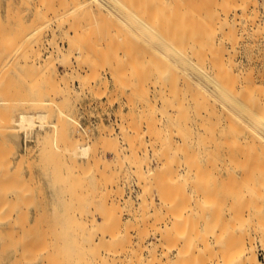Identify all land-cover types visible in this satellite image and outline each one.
<instances>
[{
  "label": "rangeland",
  "instance_id": "374dc122",
  "mask_svg": "<svg viewBox=\"0 0 264 264\" xmlns=\"http://www.w3.org/2000/svg\"><path fill=\"white\" fill-rule=\"evenodd\" d=\"M98 1L97 0H0V29L3 30V32L0 31L1 34L3 35L2 36L0 34V39L2 38L0 40V47H1L0 57H4V60L2 58L3 63L0 58V64H1L0 77L2 75L1 73H3L2 70H6L10 63L9 71L6 70L4 72L5 74L2 75L3 80L2 78L0 79L2 81V82L0 81V87H2L0 89L1 92L0 99L6 98V96L7 98L11 97L12 102L10 101L9 104L13 103L12 104L13 107H9V106L5 107L1 105L0 108H2L3 111H1L0 109V112L7 113L6 110L11 111L12 109L9 117L12 116L11 118L14 119H17L21 112L38 113L41 111H46V112L48 111L49 114L51 113L50 114L51 117L50 116H48L49 118L47 117L48 119V121L46 120L47 123L46 121L44 122V128L46 126L45 129H41L39 127L40 121L37 120V126L34 129H32L34 130L32 131L34 133H30L31 130L26 131V129H20L19 125L17 126L15 123H12L14 127L13 129L14 131L12 133H14V135L16 136H19L21 139L19 141L20 142L19 146H21L20 150L22 151L19 158V161L22 160V162L20 163L21 165L20 181L25 183L22 184L19 181L20 185L22 184L21 186L19 185L20 187L19 191L20 193H22L20 199V202L22 203V205L20 203L22 212L20 211V215L21 216L23 215L22 218L20 216L19 221L23 229H25V231L32 230L33 232L36 233V237H37L36 240L38 241L36 243L37 244L39 243L38 246H41L40 247L41 251L40 252L38 251V253H41L39 255H42L39 256V259L36 264H44V263L58 264L53 262L49 263L48 260L43 261L46 260L45 254L48 253L47 249H50V246L54 247V244L55 246L59 245L60 250L61 251L65 250V253L66 252L71 253L73 249L74 251L76 250L75 248H79V250L86 252V250L81 249V247H84L85 245L87 247V245H89L91 241L96 240L98 236L101 235L100 232L106 235H109L110 232L114 234L116 233L117 236L121 237L122 239L120 243L121 245L119 246L123 251L129 249L138 251L140 249L139 250L140 254L144 255L143 258L146 259L149 256V260L153 259L152 256L155 255L156 260L152 262L155 264L158 263L172 264V263H176L175 260H177V263H181V264L202 263L203 261L204 263L205 262L222 263L223 262L221 260L222 250L221 251L218 250L219 248L222 249L228 247V250L229 249L231 250L235 246L237 247L235 248L234 251L235 253L232 252L234 248L231 250V252L238 255L242 249L241 248L242 244H244V246L242 245V247L245 246L248 248L252 247L260 263L264 264V194H263L264 182H262L264 180V171H263L264 144H259L260 146L263 145V147L261 146L262 148H259V145L257 146L258 141L255 142L256 145L254 144V147L256 146L255 151L257 153L259 152L261 153L263 149V152L261 153L262 155L259 153V155L263 158V160L256 153L254 158L256 160L261 159V161L258 160L257 163L256 160H254L257 164L256 165L254 162V166L255 165L258 166L260 163L261 164L258 167L256 166L254 168L252 167L251 168L252 170L250 169V171L249 169H246L249 168L248 166L249 164L246 165V167L243 166L245 169H243V167L241 168L239 167L237 169L233 168L234 170L225 167L224 165L223 166L221 165L223 158L222 159L220 158L221 156L224 157V153H225V151H223L225 147L222 146L224 144V140H223L224 137L222 140L219 141V145L214 147V149L211 151L212 153L210 152L211 155L209 154L208 156L207 155L200 156L199 151L197 149L198 144L196 145L194 144L196 143L197 140V136L195 133L196 130H195V113H194L195 110L194 107L196 106V105L194 106V103L197 99L196 98L197 94L194 93L197 91L196 82H195L196 63H198L197 60L199 59L201 60V58L202 59L204 58L206 60H204L203 62L208 63L210 62V60L213 59V65L214 63H216L215 65L217 67H219V65L221 64L220 62L227 61V63L224 64L225 69L227 67L228 70L234 72V73L229 72L231 76L228 74L229 75L228 78L231 77L229 81L230 82L232 81L231 83L229 82V85L231 84L234 85V83L236 81L238 82L239 81L238 79H240V83L238 82L239 84H237V82L235 83V85H237L236 89L240 88L241 90L247 92L245 96H248L247 98H249V100L248 99L247 100L250 101V106L253 105L252 106L253 108L254 106H256V110L258 111L257 109L259 108L258 106H260L261 108V105L264 104V92H263L264 91L263 88L264 87V68H263L264 67V0H256V1L243 0V2L242 0H235L237 2L239 1L238 2L239 4L237 2L232 4L235 5L238 4L241 10L238 8L236 9V7L233 6L226 21L224 20V25H221V29L214 28L220 26V25L216 26L217 23L216 21L214 27L212 26L213 24L208 25L210 23L209 20L211 19L210 15L211 17L214 16V15L212 16V13L210 14L211 10L210 12L209 11L207 12L208 13L207 15H209V17L206 16L207 17L206 18L202 16L206 14L205 9H207L206 8L207 3L210 4L208 5V7H210L211 4L213 6L209 9L212 8L214 9L218 6V4L215 5L216 7L214 6V3L215 4L217 3L214 2V0H210L209 1L210 3L209 2L206 3L205 1L202 2V0L201 1L197 0L198 2H202L201 4H198V2L197 3L194 2L195 0L194 1L189 0V2L187 0L186 2L188 3L184 1V4L186 3V5L184 6L182 3H180L177 0L175 1L168 0L171 3H168L167 0H165L167 2L158 0V2L161 1L159 2V7L157 5L158 2L156 3L157 0H145L146 3L144 0H128V1L103 0L105 3L102 0H98ZM113 1H118V2L121 1L120 3L122 5L116 4ZM127 2L128 4H126ZM153 2H154V5L152 4L153 7L147 6V4L150 5ZM174 2L176 3L174 4ZM244 2L246 5L244 4ZM189 3L190 5H192L189 6L190 9L193 7V9H191L193 10V12L187 6V4L189 5ZM124 4L126 6H124ZM194 4H196V6H193ZM202 4H205V6L204 5L202 6ZM180 5L182 6L181 8ZM200 5L202 8L200 7ZM244 5L245 6L249 5V6L244 7ZM183 8L186 9L188 14L186 12L184 13L182 12ZM197 8L199 9V11H196ZM245 8L246 10H244ZM140 9L143 11H141ZM202 9L204 11H202ZM233 9H235L236 12H234ZM137 12H139L140 14ZM194 12H198V14ZM241 12L242 14H240ZM233 14L234 15L237 14L235 15V18ZM201 17L203 19L200 20ZM142 19L145 21L147 25L144 23ZM159 19L162 20L159 21ZM213 19L216 20V16L211 19V23L212 21L214 22ZM141 20L142 22H140ZM203 20L207 21L206 23L208 24L206 25L205 21ZM236 21L238 23H235ZM157 22L161 24L160 29H159L160 24H158ZM176 23H178V25ZM227 23L229 24L235 23L232 24L235 27ZM204 24L205 26L203 29L204 30L203 33V30L201 32L200 30L203 27L202 25ZM1 25L2 27L4 26V28H1ZM200 25L201 27H198ZM154 26H156L157 28ZM190 26L193 27L191 28ZM209 26H211L210 27L211 29L209 28ZM207 28L209 29V31H207L208 30ZM73 29H75V31ZM137 30L138 31L140 30V32H138ZM196 31H198L197 34L193 35L196 33ZM205 31L207 33H205ZM14 32L17 33V35L14 34ZM224 32H226L227 34L225 35ZM6 33L7 34L10 33L11 34L10 37L9 35L8 36L5 35ZM36 33H37V37H36ZM163 33L167 34V36ZM186 34L188 36H185ZM207 34L211 36V37L208 36L209 40ZM163 35L165 36V38ZM22 36L23 37L26 36V37L23 38ZM123 36L125 39L123 38ZM193 36L197 37V39L199 40H197L196 42V39H194ZM202 37H204L205 40ZM213 37L214 40L212 39ZM14 38L17 40H14ZM76 40L78 41V43L81 42L82 47H80L78 43H77L78 45L75 44L77 42ZM221 40H223L224 43H222ZM14 41L17 42L14 43ZM26 41H29V43ZM172 41L174 42V44ZM200 41H201V45H203V48L202 46L198 45L200 44L198 43ZM218 41H220V43ZM4 42L5 44H3ZM214 42L216 46L214 45ZM17 43L22 46L21 47L17 46L18 45ZM32 43L34 46L32 45ZM29 44H31V46H29ZM209 44H211V46ZM11 45L13 47L15 46L16 48L11 47ZM217 45L219 47L221 45H224V47L221 46L222 47L221 50V47L219 48ZM8 46H10V48ZM198 46L200 47V50L202 48V50L200 51L201 53L199 52ZM209 46L212 47L214 50L212 51L211 50L212 48L209 50L208 49L210 48ZM58 47L62 51V53L61 51H59L58 53L57 51ZM192 47L193 48L196 47L195 50H193ZM17 48L18 50L21 51L16 50ZM79 48H81L82 51L80 52L82 54L79 53V50H77ZM160 48L161 50L162 49L163 50L160 51ZM26 49L28 50L26 51ZM33 49L35 50V52ZM129 49L131 50V52L129 51ZM223 49H225L226 52L224 53L221 52L222 53L221 54L220 51H224ZM203 50H205V53H203ZM227 50L229 52H227ZM125 51H127V54L125 53ZM210 51H212V53ZM232 53L233 55L235 54L234 55L235 57L232 55ZM79 55H82V58ZM198 55L199 56L202 55V56L199 57ZM8 56H10L9 59ZM51 56L54 58V61ZM15 57L17 59H15ZM128 58L132 59V61H130ZM125 59L128 60V62ZM235 61L238 63H236ZM34 62L36 64H34ZM29 64L34 65L35 68L30 67ZM48 64L50 65V67ZM237 64L238 67H236ZM241 64H242V68H241ZM5 65H7V67H5ZM53 65H55V67H53ZM22 67L25 70H23ZM40 69L42 72L40 71ZM238 70H240V72ZM93 71L95 72V75L92 76V74L94 73ZM249 71H252L253 74L250 73ZM51 72L53 73V75ZM181 72L184 74V78H185L183 82L186 81L187 83L188 82L187 80H189L190 84L189 83L187 84L190 85L189 87L191 89L188 87V85L185 82L184 84L182 83L181 79L183 78V74ZM247 72L248 74L249 73L250 74L247 75ZM29 73H31L32 75H30ZM42 73L46 76H44ZM180 73L182 74V78ZM235 73L236 76L237 75L239 76V77L237 76L238 77L236 78L237 80L232 78L235 76L234 75ZM8 74H10V76ZM142 74L144 76H147L148 78L144 77ZM246 76L248 78H251L249 79V81L250 80L253 81L252 82L253 84H251V82L249 81H246L248 80L246 79ZM7 77L11 78L12 80L7 79ZM159 77L162 78L161 80L163 81V85H160L162 84L161 83L162 81L160 80L158 81V79H160ZM5 79H7V81ZM233 79L235 80V82H233ZM9 80H11L10 84L8 82ZM26 80L27 82H25ZM48 80H50V82L52 81L51 82L52 86ZM5 81L6 84H8L6 86H8L9 90L13 87L12 88L13 90L12 89L10 90V95L13 96L15 94L16 96L14 95L13 97L15 98L17 97V100L9 95V91L7 87L4 88L5 89L4 91L3 87L5 86ZM58 81H60V83ZM31 82L33 83V85ZM59 84L60 86H58ZM232 85L231 87L234 88L235 85L234 87ZM68 86L70 87V89ZM249 88L252 90H250ZM46 89L48 91H46ZM56 90H59L58 91L59 93ZM53 91L55 93H53ZM63 91L66 92L64 93ZM60 92L61 95L58 96ZM3 93H5L6 96H4L5 94ZM245 96L244 99L246 98ZM193 97L196 99H194ZM39 99L47 100L49 103L51 102L49 105L45 106V108L48 107V109L47 108L43 109L41 106L40 108H37L36 106L39 105L36 106L34 105V103L40 101ZM162 101L165 102L162 103ZM248 101L247 103H249ZM34 106L37 109H34L33 108ZM250 106L248 105V109ZM261 110L263 111V109ZM1 114L3 113H0V115ZM6 116L4 113V116L1 117L3 118L4 122L6 119L9 118L7 117L5 119ZM57 118H59L58 123H57L58 121ZM0 121L4 125L7 122L6 121L5 123H3L2 119ZM1 122H0V133H1V128L3 127ZM249 127L251 128L252 132L253 131L255 132L254 130L255 126L252 127L250 125ZM15 128L17 129L15 130ZM27 133L28 136H30L28 141H26L25 138ZM78 145L85 146V148L89 146V150H87L89 158L81 157L80 154L76 156L74 155V153L73 154L71 153L76 150L75 148H77ZM184 145L186 146L183 148ZM219 148L222 150H220ZM48 149H50L51 151ZM59 150L62 151L60 152ZM215 150L217 151V153L220 152L218 154L219 157H217V153ZM67 151L70 153L66 154ZM78 151L79 153H81L80 150ZM175 151L176 153L177 152L178 153L176 154ZM180 151L186 153L187 156L184 155L183 152L181 153ZM119 152L121 153L123 152V154L120 153L122 155L120 156L121 158H116L115 154L116 153L119 154ZM163 152L164 153L172 152V153L170 154L165 153L167 157L163 156V158H161L162 155H164ZM137 153L139 154V156L137 157L139 159L141 158L140 160L138 158L132 157L135 154L138 155ZM173 153H175L174 156ZM125 154L127 156L133 154L132 156H129L133 160V162L130 160L128 161L127 160L128 157L125 158L126 156ZM29 156H31V158H29ZM168 156H170L171 158L169 159ZM215 157H217V160H214L216 159ZM166 158H168L169 161ZM183 158L185 159V161ZM206 158L208 160L211 159V161L208 162L209 163L213 162V164L212 163L208 164ZM27 161H30L29 167L31 168L32 172L29 171L30 168L27 166L28 164ZM74 161L77 162L76 166ZM138 161L139 162L141 161V163H139ZM54 162L55 163L57 162L56 163L57 165ZM130 162H132V164L136 163V165L141 164L142 166L134 167L131 166ZM184 164L185 166L187 165L188 167L187 166L185 167ZM190 168L191 170H189ZM259 169L262 171H259ZM33 171L35 173L33 174V177L35 176L34 178L35 180L33 181V184L30 185L28 184V181L24 179V176L25 178H27L28 173L29 172L33 173ZM47 177L50 179V181ZM253 177H255V180ZM79 178L84 180L79 181L80 180ZM77 180L79 183L76 182ZM4 181L2 182L0 180V217H2V215L9 216V222H8L9 224L7 223L3 229L2 227H0V229H2L0 230V264H17V253H16L17 245H18L17 204H16L15 196H11L6 192V188H8L10 184L13 185L14 182L10 183L7 180ZM59 184L62 187L65 186L64 189H66L67 192L64 189L61 190H59V188L57 189L56 185H58L59 187ZM28 186L31 187L28 188ZM23 189H25V191ZM31 191L33 194L31 193ZM63 191L64 193H62ZM131 191H133L132 194H130ZM27 195L28 196L30 195L29 196L30 199L29 197L28 198L24 197ZM131 195L133 196L130 198ZM61 196L63 197L65 196V197L63 198ZM144 198H146L144 200L146 201V204L149 202L147 205L145 204V202H143L144 204L142 203V199ZM244 200L245 202H243ZM26 201H28L27 203L29 204H26ZM30 201H32L33 203L35 202L36 205ZM89 201L91 202L90 203L91 206L90 205L87 206V204H89ZM23 202L25 203L23 204ZM209 203L210 205H208ZM89 206L91 207V211L93 212L95 211V208H97L96 211L94 212L97 213L95 214V218H96L95 220L98 221V224L100 226H103L102 222L104 221L105 222V223L103 222L104 225H106L107 228H110L111 230L110 232H108L109 229H104L106 228L104 226L103 227L97 226L98 228L93 227L94 224L93 225L91 224L94 221L92 220L94 219V217H92L93 215L91 216L89 214L87 215L85 214L86 211L87 212L90 211ZM207 206H209V210ZM211 207H215L216 211H214L215 208L212 209ZM81 208H83L84 210ZM244 208H246L247 210ZM255 208L258 211H256ZM24 211H25V215H24ZM77 211L78 213H76ZM257 212L258 214L261 212L260 213V215H262L261 219H263L261 222H259L260 220L256 219V215H258ZM203 213H205L203 217H205L206 219L203 218L202 221L201 217ZM213 213L214 214L217 213V215L215 214L216 217L214 216ZM91 214L93 213L91 212ZM101 215L103 216V218ZM234 215L237 217H235ZM260 215L258 216L259 219H260ZM178 216L180 217L178 218ZM212 216L216 218L215 222H214L215 218L213 220ZM222 218H224V220ZM209 219L210 222L208 223L207 221H209ZM242 219L243 220L245 219V222H243L244 225L242 223L243 226H240V223L243 221ZM248 219L250 220L249 222ZM173 220L174 221L176 220L175 223H172L174 222ZM253 220L257 221L259 224H257ZM81 222L84 223L81 224ZM107 222L108 224H106ZM86 223L88 224L90 223V224L88 225ZM171 223L173 224V226H171L170 228ZM248 223H252L250 224L251 227H249ZM166 224H168L169 227L165 226ZM205 224H207L208 228H209V224H211L210 225L211 228L213 229L215 227L214 229L216 231H214L213 229V231L211 230V232L213 233L211 232H210L211 234L207 233L210 231V229L208 231V228L204 227ZM33 226L35 227L33 228ZM79 228L80 229L82 228L81 231H79ZM204 228H207V230L206 229L204 230ZM216 228L219 229L217 230ZM223 228L225 229L223 230ZM251 228L253 230H250ZM55 229L56 231H54ZM221 229L223 231H221V235H220L219 230ZM95 230L99 232V234L97 233L98 234L97 237H96V233L94 232ZM202 234H204V236ZM215 234L217 235V237ZM233 234H236L234 235L235 236L234 238L230 236ZM242 234L244 237L241 236ZM211 235H214L215 237ZM179 237L180 238L182 237V240ZM204 237L205 238L207 237V239H205ZM226 237L228 238V240ZM225 238L227 241L223 240ZM81 239L83 241H81ZM200 239L203 240L204 242L202 241L201 243ZM86 241H88L89 244H85ZM81 242H85V243H81ZM206 242H208V244ZM51 243L54 244L51 245ZM205 243L208 247L214 248L213 252L211 250L212 254L209 251L210 250L209 248L207 249L202 248V246L205 245ZM229 243H231V245ZM232 243L234 244V246ZM81 244L82 245L85 244V245L81 246ZM71 245L73 247H71ZM176 245L177 248H175ZM42 246L44 247L42 248ZM68 247L69 249L67 251ZM170 247L173 250L170 249ZM71 248H73L72 251ZM200 249L202 250V252L203 251L205 252V253L203 252L204 256L199 254L200 252L198 251ZM9 250L11 252L10 254L8 253ZM77 251L78 250H76V252ZM208 251L210 253H207ZM4 252H5V256L3 254ZM85 252L83 254H85ZM213 253L214 254L216 253V255H213ZM71 254L74 253L72 252ZM125 255L126 253L121 254L120 256L121 262H124L122 261V259H126ZM207 255H209V258ZM198 256L199 257L202 256L201 259H199ZM60 258L63 259L62 256ZM61 259L60 261H58L59 264H62L61 262L64 261V260L61 261ZM117 260L118 259H116V261ZM120 261L117 262V264L118 263L121 264ZM69 264H76V263H69Z\"/></svg>",
  "mask_w": 264,
  "mask_h": 264
},
{
  "label": "bare ground",
  "instance_id": "6f19581e",
  "mask_svg": "<svg viewBox=\"0 0 264 264\" xmlns=\"http://www.w3.org/2000/svg\"><path fill=\"white\" fill-rule=\"evenodd\" d=\"M98 1V0H97ZM103 1V0H102ZM119 1V0H118ZM118 1H113V2H115L116 4H120V5H122L120 2H118ZM128 1V0H127ZM145 1V0H144ZM144 1H143V3H144ZM162 1H165V0H162ZM168 1V0H167ZM167 1H165V2H167ZM173 1H175V0H173ZM177 1H179L180 3H182L183 4V6L184 5H186V3H188L189 2V0H188V2H186L187 0H177ZM184 1L186 2L185 4H184ZM194 1V0H193ZM193 1H191V2H193ZM198 1H201V0H198ZM197 0H195L194 2H198ZM203 1H205L206 3L207 2H209L210 0H208V1H206V0H202V2ZM234 1V2H233ZM254 1V0H253ZM252 1V2H253ZM256 1V0H255ZM99 2V1H98ZM104 2V1H103ZM102 2V3H103ZM124 2V1H123ZM149 2H151V1H149ZM155 2V1H154ZM154 2L153 3H151L150 5L149 4H147V6H151V7H153L152 6V4L154 5ZM158 2V0L156 1V3ZM159 2H161V1H159ZM159 2H158V7H159ZM164 2V3H165ZM202 2H198V4H201ZM214 2H217L216 4L214 3V6L215 5H217L218 4V6L216 7V8H212V9H209V8H211V7H213L212 6V4H211V6L210 7H208V5H210V4H208L207 3V5H206V8L207 9H205V7H204V9H205V15H202V16H204V17H209V15H207L208 13V11L210 12V10H211V12H210V14L212 13V16L213 17H215L216 16V20H214V22L212 21V23H211V19L213 18V17H211V15H210V23L208 24V23H206L207 21H205V20H203V21H205V23H206V25L208 24V25H212L213 27L215 26L214 24L216 23V26L217 25H220V26H218V27H214L215 29H217V28H219V29H221V25H224V20L226 21V19H227V17L229 16V13L231 12V8H233V6H235L236 7V9L238 8V9H240L239 8V1L237 2V1H235V0H214ZM238 3L237 5H235V4H232V3ZM242 2H243V0H242ZM101 3V2H100ZM105 3V2H104ZM103 3V4H104ZM145 3H146V1H145ZM163 3V2H162ZM161 3V4H162ZM168 3H171L170 1H168ZM176 2H174V4H175ZM179 3V4H180ZM210 3V2H209ZM126 4H128V2L126 3ZM136 4V3H135ZM244 4H245V2H244ZM252 4H254V3H252ZM144 5V4H143ZM142 5V6H143ZM163 5H166V4H163ZM162 5V6H163ZM171 5V4H170ZM177 5V4H176ZM205 6V4H202V6ZM230 5H232V6H230ZM240 5H242V4H240ZM246 5V4H245ZM244 5V7H247V6H249V5H247V6H245ZM124 6H126L125 4H124ZM156 6V5H155ZM161 6V7H162ZM187 6L189 7V6H192V5H190V3H189V5L187 4ZM193 6H196V4H194ZM199 6V5H198ZM197 6V7H198ZM129 7V6H128ZM169 7V6H168ZM175 7V6H174ZM182 6L180 5V8H181ZM200 7H201V5H200ZM234 7V8H235ZM256 7V6H255ZM126 8V7H125ZM196 8V7H195ZM194 8V9H195ZM202 8V7H201ZM201 8H200V10H201ZM241 8H243V7H241ZM129 9V8H128ZM133 9V8H132ZM185 8H183V10H182V12L184 13V12H186L187 13V11H186V9L184 10ZM189 9H190V7H189ZM191 9H193V7L191 8ZM190 9V10H191ZM198 9V8H197ZM196 9V11H199V9L197 10ZM209 9V10H208ZM138 10V9H137ZM137 10H134V11H137ZM141 10V9H140ZM139 10V11H140ZM188 10V9H187ZM234 10V12H236V10L235 9H233ZM241 10V9H240ZM243 10V9H242ZM244 10H246V8L244 9ZM254 10V9H253ZM141 11H143V10H141ZM180 11V10H179ZM189 11V10H188ZM192 12H193V10H191ZM191 11H190V13H191ZM202 11H204L203 9H202ZM201 11V12H202ZM129 12H130V10H129ZM133 13H135V12H133ZM137 13H139V12H137ZM181 13V12H180ZM194 13H197L198 14V12H194ZM214 13V14H213ZM132 14V13H131ZM140 14V13H139ZM188 14V13H187ZM201 14V13H200ZM238 14V13H237ZM237 14H235V15H237ZM240 14H242V12L240 13ZM246 14V13H245ZM184 15V14H183ZM234 15V14H233ZM235 15H234V18H235ZM124 16V15H123ZM132 16V15H131ZM143 16V15H142ZM247 16V15H246ZM245 16V17H246ZM118 17V16H117ZM121 17V16H120ZM145 17V16H144ZM156 17V16H155ZM187 17V16H186ZM190 17V16H189ZM198 17H199V15H198ZM206 17V18H207ZM241 17V16H240ZM139 18V17H138ZM148 18V17H147ZM146 18V19H147ZM153 18V17H152ZM157 18V17H156ZM119 19V18H118ZM133 19H134V17H133ZM137 19V18H136ZM135 19V20H136ZM154 19V18H153ZM158 19V18H157ZM193 19H195V18H193ZM199 19V18H198ZM201 19H203L202 17L200 18V20ZM248 19H249V17H248ZM253 19V18H252ZM140 20V19H139ZM143 20V19H142ZM142 20L140 21V22H142ZM148 20V19H147ZM146 20V21H147ZM160 20H162V19H159V21ZM186 20V19H185ZM184 20V21H185ZM234 20H236V19H234ZM246 20V19H245ZM256 20V19H255ZM144 21V20H143ZM153 21V20H152ZM156 21V20H155ZM179 21H181V20H179ZM188 21V20H187ZM186 21V22H187ZM192 21V20H191ZM197 21V20H196ZM202 21V22H203ZM216 21V22H215ZM228 21V20H227ZM230 21V20H229ZM239 21V20H238ZM120 22V21H119ZM123 22H124V20H123ZM198 22V21H197ZM222 22H223V24H222ZM231 22H233V21H231ZM249 22V21H248ZM129 23V22H128ZM144 23H145V21H144ZM158 23V22H157ZM163 23V22H162ZM199 23H200V21H199ZM235 23H238L237 21L235 22ZM235 23H230L231 25L232 24H235ZM247 23V22H246ZM143 24V23H142ZM146 24V23H145ZM158 24H160V23H158ZM177 25H178V23H176ZM187 24V23H186ZM203 24V23H202ZM225 24H226V22H225ZM227 24H229V23H227ZM229 24V25H230ZM252 24H254V23H252ZM72 25V24H71ZM120 25V24H119ZM122 25V24H121ZM130 25V24H129ZM147 25V24H146ZM154 25V24H153ZM156 25V24H155ZM191 25V24H190ZM198 25V24H197ZM197 25H194V26H197ZM245 25V24H244ZM149 26V25H148ZM158 26V25H157ZM163 26V25H162ZM189 26V25H188ZM203 27L201 28V30H200V32L204 29V26H205V24L204 25H202ZM227 26V25H226ZM233 26V25H232ZM253 26V25H252ZM259 26V25H258ZM27 27V26H26ZM127 27H129V26H127ZM154 27H156V26H154ZM160 27H161V24H160V26H159V29H160ZM191 28L193 27V26H190ZM198 27H201V25L200 26H198ZM211 26H209V28H210ZM233 27H235V26H233ZM232 27V28H233ZM239 27V26H238ZM246 27V26H245ZM257 27V26H256ZM260 27V26H259ZM1 28H4V26L2 27V25H1ZM134 28V27H133ZM144 28V27H143ZM142 28V29H143ZM152 28V27H151ZM157 28V27H156ZM166 28V27H165ZM206 28V27H205ZM7 29V28H6ZM35 29V28H34ZM128 29V28H127ZM146 29V28H145ZM147 29H149V28H147ZM193 29H195V28H193ZM199 29V28H198ZM208 29V28H207ZM211 29V28H210ZM226 29V28H225ZM231 29V28H230ZM229 29V30H230ZM29 30V29H28ZM32 30V29H31ZM74 31H75V29H73ZM136 30V29H135ZM151 30V29H150ZM149 30V31H150ZM179 30V29H178ZM178 30H177V32H178ZM232 30V29H231ZM230 30V31H231ZM234 30V29H233ZM244 30V29H243ZM0 31L1 32H3V30H1L0 29ZM138 31V30H137ZM142 31V30H141ZM148 31V32H149ZM152 31V30H151ZM160 31V30H159ZM207 31H209V29L207 30ZM212 31H214V30H212ZM261 31H262V29H261ZM1 32H0V34H1ZM9 32V31H8ZM7 32V33H8ZM16 32V31H15ZM14 32V34H16L17 35V33H15ZM71 32V31H70ZM138 32H140V30L138 31ZM166 32V31H165ZM187 32V31H186ZM197 32L198 31H196V33L195 34H193V35H196L197 34ZM200 32H199V34H200ZM211 32V31H210ZM221 32V31H220ZM5 34V35H9V37H10V33L9 34ZM31 33V32H30ZM72 33V32H71ZM87 33V32H86ZM123 33V32H122ZM124 33H125V30H124ZM131 33V32H130ZM145 33V32H144ZM151 33V32H150ZM153 33V32H152ZM156 33V32H155ZM188 33V32H187ZM203 33H204V30H203ZM202 33V34H203ZM205 33H207L206 31H205ZM212 33V32H211ZM215 33V32H214ZM225 33V35L227 34L226 32H224ZM233 33V32H232ZM253 33V32H252ZM256 33V32H255ZM254 33V34H255ZM261 33V32H260ZM4 34V33H3ZM39 34V33H38ZM64 34V33H63ZM68 34V33H67ZM77 34V33H76ZM139 34V33H138ZM149 34V33H148ZM163 34H165V33H163ZM179 34V33H178ZM181 34V33H180ZM217 34V33H216ZM229 34V33H228ZM2 35V34H1ZM16 35H14V36H16ZM75 35V34H74ZM88 35V34H87ZM127 35V34H126ZM141 35H142V33H141ZM166 36H167V34H165ZM222 35V34H221ZM3 36V35H2ZM13 36V37H14ZM69 36V35H68ZM125 36V35H124ZM124 36H123V38H124ZM129 36V35H128ZM145 36V35H144ZM160 36V35H159ZM164 36V35H163ZM185 36H188L187 34L185 35ZM199 36V35H198ZM211 37L210 35H208L207 34V37ZM216 36V35H215ZM254 36V35H253ZM21 37V36H20ZM23 37V36H22ZM24 37H26V36H24ZM23 37V38H24ZM29 37V36H28ZM36 37H37V33H36ZM83 37V36H82ZM161 37V36H160ZM194 37V36H193ZM206 37V38H207ZM209 37H208V40H209ZM239 37V36H238ZM252 37V36H251ZM258 37V36H257ZM16 38V37H15ZM14 38V40H17V39H15ZM35 38V37H34ZM74 38H75V36H74ZM122 38V39H123ZM126 38H128V37H126ZM136 38V37H135ZM144 38V37H143ZM164 38H165V36H164ZM203 39H204V37H202ZM216 38V37H215ZM220 38V37H219ZM228 38V37H227ZM250 38V37H249ZM256 38V37H255ZM2 39V38H1ZM0 39V40H1ZM12 39V38H11ZM27 39V38H26ZM25 39V40H26ZM64 39V38H63ZM87 39V38H86ZM125 39V38H124ZM129 39H130V37H129ZM163 39V38H162ZM194 39H196V42H197V40H199V39H197V37H194ZM200 39H201V37H200ZM213 40H214V37L212 38ZM222 39V38H221ZM9 40V39H8ZM29 40V39H28ZM72 40H74V39H72ZM71 40V41H72ZM79 40H80V38H79ZM148 40V39H147ZM168 40V39H167ZM205 40V39H204ZM212 40V41H213ZM220 40V39H219ZM254 40V39H253ZM22 41V40H21ZM70 41V40H69ZM77 41V40H76ZM82 41V40H81ZM124 41V40H123ZM166 41V40H165ZM192 41V40H191ZM210 41H211V39H210ZM222 41V43H224V41L223 40H221ZM17 41H14V43H16ZM26 42H28L29 43V41H26ZM50 42V41H49ZM83 42V41H82ZM173 42V41H172ZM219 43H220V41H218ZM28 43H26V44H28ZM34 43V42H33ZM33 43H32V45H33ZM43 43V42H42ZM58 43V42H57ZM71 43V42H70ZM74 43V42H73ZM78 43V41L75 43V44H77ZM198 43H200V44H198V45H200V46H202V48H203V45H201V41L200 42H198ZM208 43V42H207ZM211 43V42H210ZM3 44H5V42L3 43ZM18 44V43H17ZM35 44V43H34ZM79 44V46L80 47H82L81 46V42H79L78 43ZM77 44V45H78ZM173 44H174V42H173ZM251 44V43H250ZM254 44V43H253ZM59 45V44H58ZM178 45V44H177ZM210 46H211V44H209ZM214 45H215V42H214ZM3 46V45H2ZM15 46H16V44H15ZM13 47L12 45H11V47H13V48H16V47ZM17 46H22V45H17ZM29 46H31V44H29ZM29 46H28V48H29ZM34 46V45H33ZM208 46V45H207ZM209 46V47H210ZM216 46V45H215ZM218 46V45H217ZM222 47H224V45H221ZM220 46V47H221ZM9 48H10V46H8ZM23 47H24V45H23ZM25 47H26V45H25ZM199 47V46H198ZM219 47V46H218ZM219 47V48H220ZM222 47H221V50H222ZM1 48V47H0ZM4 48V47H3ZM55 48V47H54ZM95 48V47H94ZM159 48V47H158ZM163 48H165V47H163ZM193 48V47H192ZM196 48V47H195ZM195 48H193V50H195ZM202 48H201V50H202ZM212 47H210V48H208L209 50L211 49ZM219 48H218V50H219ZM250 48V47H249ZM38 49V48H37ZM53 49V48H52ZM62 49V48H61ZM171 49V48H170ZM179 49H180V47H179ZM183 49V48H182ZM198 49V48H197ZM196 49V50H197ZM226 49V48H225ZM225 49H223L224 51H220V53L221 52H226L225 51ZM2 50V49H1ZM11 50V49H10ZM14 50V49H13ZM12 50V51H13ZM16 50H18V48L16 49ZM28 49H26V51H27ZM34 50V49H33ZM32 50V51H33ZM42 50V49H41ZM77 50H79V53H81L80 51H82L81 50V48H79V49H77ZM90 50V49H89ZM94 50V49H93ZM126 50V49H125ZM128 50V49H127ZM163 50V49H162ZM161 50V48H160V51H162ZM200 50V47H199V52L201 51ZM212 51L214 50L213 48L211 49ZM217 50V49H216ZM11 51V52H12ZM18 51H21V50H18ZM25 51V52H26ZM58 53H59V51H61L60 49H59V47H58ZM56 51V52H57ZM129 51L131 52V50L129 49ZM158 51V50H157ZM180 51H181V49H180ZM212 51H210L211 53H212ZM11 52H10V54H11ZM15 52V51H14ZM13 52V53H14ZM34 52H35V50H34ZM39 52H40V50H39ZM38 52V53H39ZM196 52V51H195ZM217 52V51H216ZM227 52H229L228 50H227ZM247 52V51H246ZM4 53V52H3ZM12 53V54H13ZM17 53V52H16ZM24 53V52H23ZM52 53V52H51ZM54 53V52H53ZM61 53H62V51H61ZM71 53V52H70ZM125 53L127 54V51H125ZM129 53V52H128ZM164 53V52H163ZM162 53V54H163ZM201 53V52H200ZM203 53H205V50H203ZM203 53H202V55H203ZM237 53V52H236ZM254 53V52H253ZM8 54V53H7ZM9 54V55H10ZM32 54V53H31ZM34 54H37V53H34ZM40 54V53H39ZM72 54H73V52H72ZM82 54V53H81ZM86 54H88V53H86ZM216 54V53H215ZM222 54V53H221ZM250 54V53H249ZM15 55H18V54H15ZM90 55V54H89ZM129 55V54H128ZM202 55H200V56H202ZM227 55V54H226ZM231 55V54H230ZM229 55V56H230ZM232 55H233V53H232ZM235 55V54H234ZM233 55V56H234ZM0 56H1V54H0ZM21 56V55H20ZM27 56V55H26ZM41 56H42V53H41ZM53 56V55H52ZM51 56V57H52ZM81 58H82V55H79ZM84 56V55H83ZM91 56V55H90ZM130 56V55H129ZM199 56V55H198ZM197 56V57H198ZM199 56V57H200ZM7 57V56H6ZM13 57V56H12ZM16 57H18V56H16ZM15 57V59H17ZM22 57V56H21ZM63 57V56H62ZM78 57V56H77ZM165 57V56H164ZM193 57V56H192ZM227 57V56H226ZM225 57V58H226ZM235 57V56H234ZM253 57V56H252ZM251 57V58H252ZM1 58V60H2V58H3V60H4V57H0ZM10 58V56H8V59ZM24 58H25V56H24ZM53 58V57H52ZM79 58V57H78ZM96 58V57H95ZM99 58V57H98ZM97 58V59H98ZM127 58V57H126ZM184 58V57H183ZM187 58V57H186ZM196 58V57H195ZM211 58V57H210ZM213 58V57H212ZM224 58V59H225ZM12 59H14V58H12ZM27 59V58H26ZM35 59V58H34ZM48 59V58H47ZM59 59V58H58ZM90 59V58H89ZM129 59V58H128ZM209 59V58H208ZM228 59V58H227ZM232 59V58H231ZM3 60H2V63H3ZM11 60V59H10ZM21 60V59H20ZM51 60V59H50ZM78 60V59H77ZM81 60V59H80ZM91 60V59H90ZM89 60V61H90ZM100 60V59H99ZM126 60V59H125ZM130 61H132V59H129ZM202 60V61H201ZM201 60L199 59V60H197V62L198 63H196V71H195V77H196V89H197V91L196 92H194V93H196L195 95H196V98H194V99H196V101H195V103H194V108H195V110H194V113H195V130H196V136H197V140H196V143H194L195 145L196 144H198V151H199V154H200V156H202V155H209L210 154V152L214 149V147H216V146H218L219 145V141L220 140H222L223 139V137H224V144L222 145V146H224L225 148V150L223 149V151H225V153H224V157H222L221 156V158L220 159H222V166L224 165L225 167H228V168H231V169H237V168H241V167H243V166H245L246 167V165H248L249 166V168H246V169H249V171H250V169L253 167H255L257 164H256V162L258 161V160H260L261 161V159L263 160V158H264V156H263V158L259 155V153H257L255 150H256V146L254 147V144H255V142H257L258 141V144H257V146L259 145V144H264V104L263 105H261V108H260V106H258V104H257V106L259 107V108H257L258 109V111L256 110V106H254V108L252 107L253 105H251L250 106V101H248L249 100V98H247L248 96H245V94L247 93V92H245L244 90H241L240 88V91H239V89H236V87H237V85H235V83L237 82H235V80H237L236 78H238L237 76H236V73L234 74L235 76L234 77H232V78H234L233 79V82H235L234 83V85H235V87H234V85H232L234 88H232L231 87V85H229V79H231V77L230 78H228L229 77V75L231 76V74H229V72H231V70H228V68L226 67V69H225V66H224V64L225 63H227V61L226 62H220L219 64L221 65H219V67H217L215 64L216 63H214V65H213V59L212 60H210V62H208V63H204L203 61L204 60H206V59H202L201 58ZM208 60V61H209ZM217 60V59H216ZM221 60H222V57H221ZM263 60V59H262ZM45 61V60H44ZM53 61H54V58H53ZM83 61V60H82ZM127 62H128V60H126ZM190 61V60H189ZM218 61V60H217ZM246 61V60H245ZM6 62H7V60H6ZM5 62V63H6ZM9 62V61H8ZM23 62V61H22ZM215 62V61H214ZM229 62H230V60H229ZM231 62H232V60H231ZM236 62V61H235ZM240 62V61H239ZM253 62V61H252ZM4 63V64H5ZM12 63H13V61H12ZM11 63V64H12ZM53 63V62H52ZM51 63V64H52ZM94 63V62H93ZM236 63H238V62H236ZM244 63V62H243ZM8 64V63H7ZM27 64V63H26ZM34 64H36L35 62H34ZM72 64V63H71ZM88 64V63H87ZM189 64V63H188ZM234 64V63H233ZM249 64V63H248ZM9 65H10V63H9ZM9 65H8V67H7V65H5V67H7V69L6 70H8L9 71ZM14 65V64H13ZM16 65V64H15ZM20 65V64H19ZM22 65V64H21ZM24 65V64H23ZM42 65V64H41ZM45 65V64H44ZM49 65V64H48ZM64 65H66V64H64ZM95 65V64H94ZM186 65V64H185ZM226 65H228V64H226ZM230 65H231V63H230ZM29 66L30 67H34V65H31V64H29ZM39 66V65H38ZM0 67H1V64H0ZM2 67H3V64H2ZM11 67H12V65H11ZM49 67H50V65H49ZM53 67H55V65H53ZM231 67H232V65H231ZM236 67H238V64L236 65ZM16 68V67H15ZM21 68V67H20ZM35 68V67H34ZM44 68V67H43ZM47 68V67H46ZM111 68H114V67H111ZM241 68H242V64H241ZM264 68V67H263ZM14 69V68H13ZM22 69H23V67H22ZM27 69H29V68H27ZM42 69V68H41ZM41 69H40V71H41ZM45 69V68H44ZM49 69V68H48ZM70 69V68H69ZM231 69V68H230ZM6 70H2L3 71V73H1L2 75L3 74H5L4 72L6 71ZM16 70V69H15ZM23 70H25V69H23ZM46 70V69H45ZM56 70H57V68H56ZM94 70V69H93ZM111 70H114V69H111ZM190 70H192V69H190ZM228 70V71H227ZM233 70V69H232ZM252 70V69H251ZM0 71H1V68H0ZM31 71V70H30ZM78 71V70H77ZM85 71V70H84ZM90 71H92V70H90ZM95 71V70H94ZM93 71V72H94ZM184 71V70H183ZM239 72H240V70H238ZM16 72V71H15ZM42 72V71H41ZM112 72V71H111ZM135 72V71H134ZM145 72V71H144ZM148 72V71H147ZM158 72V71H157ZM228 72V73H227ZM250 73H252V71H249ZM7 73V72H6ZM17 73H18V71H17ZM50 73V72H49ZM52 73V72H51ZM90 73H92V72H90ZM113 73V72H112ZM182 73V72H181ZM180 73V74H181ZM193 73V72H192ZM231 73H234L233 71L231 72ZM249 73V74H250ZM259 73V72H258ZM26 74V73H25ZM30 75H32L31 73H29ZM39 74V73H38ZM43 74V73H42ZM79 74H81V73H79ZM148 74V73H147ZM183 74V73H182ZM182 74H181V78H182ZM229 74V75H228ZM248 74V72H247V75H249ZM253 74V73H252ZM251 74V75H252ZM260 74V73H259ZM2 75H1V77H0V79L2 78V80H3V77H2ZM9 76H10V74H8ZM44 75V74H43ZM52 75H53V73H52ZM93 75H95V72L92 74V76ZM132 75V74H131ZM143 75V74H142ZM242 75H243V73H242ZM241 75V76H242ZM250 75V76H251ZM257 75V74H256ZM5 76V75H4ZM12 76V75H11ZM39 76V75H38ZM37 76V77H38ZM44 76H46V75H44ZM91 76V77H92ZM99 76V75H98ZM144 76V75H143ZM249 76V77H250ZM20 77H22V76H20ZM144 77H146V78H148L147 76H144ZM143 77V78H144ZM151 77V76H150ZM57 78V77H56ZM94 78V77H93ZM138 78V77H137ZM160 78V77H159ZM262 78V77H261ZM7 79H11V78H8L7 77ZM7 79H5L6 81H7ZM33 79V78H32ZM35 79V78H34ZM49 79H50V77H49ZM52 79V78H51ZM61 79V78H60ZM84 79V78H83ZM162 78H160V79H158V81L160 80V81H162L161 80ZM188 79V78H187ZM186 79V80H187ZM246 79H248V80H246V81H249V79H251V78H248L247 76H246ZM12 80V79H11ZM11 80H9L8 82H9V84H10V81ZM13 80H15V79H13ZM31 80V79H30ZM63 80V79H62ZM82 80V79H81ZM183 80H185V78H184V74H183V78L181 79V81H182V83L184 84V82L186 83V81H184L183 82ZM194 80V79H193ZM239 81V83H240V79H238ZM244 80V79H243ZM253 80V79H252ZM1 81V80H0ZM6 81H5V86L3 87V89L5 88V87H7V89H8V86H6V85H8V84H6ZM37 81V80H36ZM46 81V80H45ZM49 82H50V80H48ZM83 81V80H82ZM188 82L187 83H189L190 81L189 80H187ZM2 82V81H1ZM25 82H27V80L25 81ZM33 82V81H32ZM31 82V83H32ZM38 82V81H37ZM48 82V83H49ZM52 82V81H51ZM50 82V83H51ZM56 82V81H55ZM59 83H60V81H58ZM232 82V81H231ZM230 82V83H231ZM237 82V84H239ZM243 82H245V81H243ZM249 82H251V84H253L252 82L253 81H249ZM40 83V82H39ZM54 83V82H53ZM64 83V82H63ZM157 83V82H156ZM162 84H160V85H163V81L161 82ZM186 83V84H187ZM18 84V83H17ZM29 84V83H28ZM66 84V83H65ZM70 84V83H69ZM190 84V83H189ZM189 84H187L188 85V87L190 86ZM249 84V83H248ZM251 84H250V86H251ZM23 85V84H22ZM32 85H33V83H32ZM35 85V84H34ZM67 85V84H66ZM83 85V84H82ZM156 85V84H155ZM186 85V86H187ZM39 86V85H38ZM51 86H52V83H51ZM54 86H56V85H54ZM58 86H60V84L58 85ZM87 86V85H86ZM192 86V85H191ZM10 87V86H9ZM69 87V86H68ZM80 87V86H79ZM163 87V86H162ZM239 87V86H238ZM241 87V86H240ZM255 87V86H254ZM261 87V86H260ZM2 87H0V89H1ZM13 88V87H12ZM11 88V89H12ZM37 88V87H36ZM47 88V87H46ZM51 88V87H50ZM56 88V87H55ZM64 88V87H63ZM85 88V87H84ZM190 88V87H189ZM245 88V87H244ZM247 88V87H246ZM253 88V87H252ZM264 88V87H263ZM262 88V89H263ZM10 89V90H11ZM15 89V88H14ZM65 89H67V88H65ZM69 89H70V87H69ZM87 89H89V88H87ZM191 89V88H190ZM250 89V88H249ZM261 89V88H260ZM10 90L8 89V91H9V95H10ZM13 90V89H12ZM32 90V89H31ZM53 90H54V88H53ZM250 90H252V89H250ZM4 91H5V89H4ZM46 91H48L47 89H46ZM57 92L59 91V90H56ZM81 91V90H80ZM79 91V92H80ZM238 91H239V93H238ZM258 91H259V89H258ZM15 92V91H14ZM18 92H19V90H18ZM41 92V91H40ZM43 92V91H42ZM50 92H52V91H50ZM56 92V93H57ZM64 92V91H63ZM66 92V91H65ZM64 92V93H65ZM78 92V91H77ZM242 92H245V93H242ZM257 92V91H256ZM264 92V91H263ZM1 93V92H0ZM6 93V92H5ZM5 93H3V94H5ZM53 93H55L54 91H53ZM59 93V92H58ZM71 93V92H70ZM248 93H249V91H248ZM8 94V93H7ZM11 94H12V92H11ZM20 94H21V92H20ZM51 94V93H50ZM75 94H76V92H75ZM74 94V95H75ZM193 94V93H192ZM241 94V95H240ZM15 95V94H14ZM13 95V96H14ZM55 95H57V94H55ZM61 95V92H60V94L58 95V96H60ZM164 95V94H163ZM242 95H244L246 98L244 99V96H242ZM253 95V94H252ZM257 95V94H256ZM259 95V94H258ZM4 96H6V94L4 95ZM10 96H12V95H10ZM12 96V97H13ZM16 96V95H15ZM20 96H22V95H20ZM81 96V95H80ZM193 96V95H192ZM261 96V95H260ZM9 97V96H8ZM41 97V96H40ZM43 97V96H42ZM64 97V96H63ZM163 97V96H162ZM259 97V96H258ZM6 98H7V96H6ZM3 98V99H0V106L2 105V106H9V107H13L12 106V104L13 103H10L9 104V102L11 101V97L10 98ZM14 99H16L17 100V97L15 98V97H13ZM65 98V97H64ZM42 99V98H41ZM41 99H39L40 101H38V102H36V103H34V105L36 106V105H39V106H36L37 108H40V106L44 109L45 108V106H47V105H49L50 103L47 101V100H41ZM66 99V98H65ZM248 99V100H247ZM250 99H251V97H250ZM261 99V98H260ZM13 100V99H12ZM254 100V99H253ZM51 101V100H50ZM56 101V100H55ZM55 101H54V103H55ZM247 101L249 102V103H247ZM257 101V100H256ZM12 102V101H11ZM25 102V101H24ZM64 102H65V100H64ZM163 102H165V101H162V103ZM194 102V101H193ZM260 102V101H259ZM61 103V102H60ZM253 103V102H252ZM5 104V105H4ZM8 104V105H7ZM20 104V103H19ZM250 106L249 107V109H248V105ZM260 105V104H259ZM17 106V105H16ZM33 107L34 109H37L36 107ZM263 107V108H262ZM47 109H48V107H46ZM45 108V109H46ZM53 108V107H52ZM1 109V111H3V109L2 108H0ZM62 109V108H61ZM253 109H254V111H253ZM261 109H263V111L261 110ZM50 110V109H49ZM5 111V110H4ZM7 111V113L6 112H0V113H3V114H1L0 115V118L1 117H3L4 116V113H5V116H6V114H7V116L5 117V119L7 118V117H9V115H10V112L12 111V109H11V111H8V110H6ZM65 111V110H64ZM257 111V112H256ZM49 112H51V111H49ZM259 112V113H258ZM62 113V112H61ZM13 114V113H12ZM51 114V113H50ZM50 114L48 113V111L46 112V111H41V112H38V113H30V112H21L20 114H19V116H18V118L17 119H14V118H11V117H9L8 119H6L5 120V122H6V124L4 125V124H2V122H1V124L3 125V127L1 128V133H0V180L3 182L4 180H7L8 182H14V184L12 185V184H10L9 186H8V188H6V192H7V194H9V195H11V196H15V199H16V204H17V235H18V237H17V239H18V245H17V250H16V253H17V264H36L37 263V261H38V259H39V256H42V255H39V254H41V253H38V251L40 252L41 251V246H38V244L36 243V242H38L37 240H36V233L35 232H33L32 230H30V231H25V229H23V227L21 226V224H20V211H21V206H20V199H21V194L22 193H20V191H19V185H20V183H19V181H20V177H21V175H20V173H21V165H20V163L22 162V160L21 161H19V158H20V155H21V150H20V147L21 146H19L20 145V137L19 136H16V135H14V133H12L14 130V127H13V124L12 123H15L17 126L19 125L20 126V129H26V131L27 130H31L30 131V133H34V132H32V131H34V130H32V129H34L36 126H37V120H39L40 121V128L41 129H45L46 128V126H45V128H44V122L47 120L48 121V119H47V117L48 116H50ZM53 114V113H52ZM16 117V116H15ZM51 117V116H50ZM11 118V119H10ZM49 118V117H48ZM59 118H60V116H59ZM59 118H57L58 119V121H57V123L59 122ZM2 119V121H3V118H1ZM0 119V120H1ZM13 119V120H12ZM12 121V122H11ZM14 121V122H13ZM47 121H46V123H47ZM4 121H3V123H5ZM66 122V121H65ZM15 124H14V126H15ZM58 125V124H57ZM252 126V127H254L255 126V128H254V130H255V132L253 131H251V128L249 127V126ZM254 125V126H253ZM56 127V126H55ZM247 127H249V128H247ZM113 128V127H112ZM17 128H15V130H16ZM47 130V129H46ZM61 130V129H60ZM108 130H110V129H108ZM107 130V131H108ZM113 131V130H112ZM17 132V131H16ZM47 132V131H46ZM54 132V131H53ZM113 133V132H112ZM140 133V132H139ZM40 134V133H39ZM111 134V133H110ZM138 134V133H137ZM30 135V134H29ZM48 136V135H47ZM64 136V135H63ZM111 136V135H110ZM26 141H28V139L30 138V136H28V133H27V135H26ZM62 138V137H61ZM66 138V137H65ZM66 140V139H65ZM79 140V139H78ZM77 140V141H78ZM256 140V141H255ZM74 141V140H73ZM254 141V142H253ZM59 142V141H58ZM75 142V141H74ZM26 143V142H25ZM56 143V142H55ZM70 143H71V141H70ZM185 143V142H184ZM59 144V143H58ZM73 144V143H72ZM77 144H79V143H77ZM76 144V145H77ZM182 144V143H181ZM186 144V143H185ZM75 145V146H76ZM183 145V144H182ZM256 145V144H255ZM27 146V145H26ZM55 146V145H54ZM59 146V145H58ZM73 146V145H72ZM74 146V147H75ZM163 146V145H162ZM186 145H184L183 146V148L185 147ZM221 146V147H222ZM262 147H263V145H261ZM260 145H259V148H262ZM182 147V146H181ZM162 148V147H161ZM165 148V147H164ZM218 148V147H217ZM216 148V149H217ZM264 148V147H263ZM59 149V148H58ZM57 149V150H58ZM63 149V148H62ZM76 150L75 151H73V152H71L72 154L74 153V155H81V157H87V158H89V156H88V151L87 150H89V146H87V148H85V146H81V145H78V147L77 148H75ZM181 149V148H180ZM220 149V148H219ZM218 149V150H219ZM48 150H50V149H48ZM78 150H80L81 151V153H79V151ZM182 150V149H181ZM184 150V149H183ZM220 150H222V149H220ZM261 150V149H260ZM51 151V150H50ZM53 151H54V149H53ZM60 152L62 151V150H59ZM135 151V150H134ZM165 151V150H164ZM185 151H186V149H185ZM195 151V150H194ZM216 151V150H215ZM181 152V151H180ZM183 152V151H182ZM181 152V153H182ZM219 152V151H218ZM262 152H263V149H262ZM261 152V153H262ZM55 153V152H54ZM67 153H70V152H66V154ZM121 152H119V154H115V156H116V158H121L120 156H122L121 154H123V152L120 154ZM132 153H134V152H132ZM145 153H147V152H145ZM164 153V152H163ZM166 153V152H165ZM165 153H164V155H162V157L161 158H163V156L165 157L166 155H165ZM169 154L170 153H172V152H168ZM168 153H166V154H168ZM175 153H176V151H175ZM175 153H173V156L175 155ZM178 153V152H177ZM176 153V154H177ZM212 153V152H211ZM215 153V152H214ZM216 153H217V151H216ZM220 153V152H219ZM219 153H217V157H219ZM223 153V152H222ZM258 154V156H260L261 157V159H258V157H257V159L258 160H256L254 157H255V154ZM260 153V154H261ZM46 154V153H45ZM138 154V153H137ZM183 154L184 155H186V153H184L183 152ZM196 154H197V152H196ZM126 155V154H125ZM124 155V156H125ZM133 154H130L129 156H132ZM136 155V154H135ZM135 155L134 156H132V157H134V158H138L137 156H139V154L138 155H136V157H135ZM157 155V154H156ZM161 155V154H160ZM181 155V154H180ZM211 155V154H210ZM216 155V154H215ZM262 155V154H261ZM49 156V155H48ZM66 156V155H65ZM95 156V155H94ZM114 156V157H115ZM129 156H125V158L126 157H128V158H130ZM187 156V155H186ZM199 156V157H200ZM212 156H213V154H212ZM257 156V155H256ZM69 157V156H68ZM167 157V156H166ZM169 157V159L171 158L170 156H168ZM210 157V156H209ZM217 157H215L216 159H214V160H217ZM29 158H31V156H29ZM127 158V160L129 161H132L133 162V160L130 158V159H128ZM173 158H175V157H173ZM184 158H185V156H184ZM183 158V159H184ZM208 158V157H207ZM206 158V159H207ZM213 158H214V156H213ZM23 159V158H22ZM114 159V158H113ZM139 159V158H138ZM141 159V158H140ZM139 159V160H140ZM146 159H148V158H146ZM167 160H168V158H166ZM182 159V158H181ZM219 159V160H220ZM27 160V159H26ZM53 160H54V158H53ZM67 160V159H66ZM75 160V159H74ZM92 160V159H91ZM174 160V159H173ZM254 160H256V162L254 161ZM63 161V160H62ZM71 161V160H70ZM141 161H143V160H141ZM141 161L139 162V163H141ZM169 161V160H168ZM184 161H185V159H184ZM210 162L211 161V159H207V162ZM26 162V161H25ZM28 162V164H27V166L29 167V164H30V161H27ZM32 162V161H31ZM58 162V161H57ZM56 162V163H57ZM65 162V161H64ZM75 162V166H76V161H74ZM132 162H130L131 163V166H134V167H140V166H142L141 164L139 165V164H137L136 165V163H134V164H132ZM135 162V161H134ZM182 162H183V160H182ZM202 162V161H201ZM206 162V161H205ZM208 162V164H213V162H211V163H209ZM253 162V163H252ZM254 162H255V166H254ZM55 163V162H54ZM55 163V164H56ZM72 163V162H71ZM219 163V162H218ZM251 163V164H250ZM258 163V162H257ZM23 164V163H22ZM32 164V163H31ZM49 164V163H48ZM54 164V165H55ZM181 164V163H180ZM220 164V163H219ZM261 164V163H260ZM259 164V165H260ZM57 165V164H56ZM65 165H66V163H65ZM73 165V164H72ZM251 165V166H250ZM258 165V166H259ZM263 165V164H262ZM23 166V165H22ZM31 166V165H30ZM184 166H185V164H184ZM187 166V165H186ZM185 166V167H186ZM258 166H256V167H258ZM28 167H27V170H28ZM56 167V166H55ZM54 167V168H55ZM69 167V166H68ZM81 167H82V165H81ZM181 167V166H180ZM188 167V166H187ZM30 168V167H29ZM58 168V167H57ZM227 168V169H228ZM260 168H261V166H260ZM32 169H33V167H32ZM76 169V168H75ZM78 169H80V168H78ZM82 169V168H81ZM85 169V168H84ZM138 169V168H137ZM188 169V168H187ZM226 169V168H225ZM233 169V170H234ZM243 169H245L244 167H243ZM243 169H242V171H243ZM258 169V168H257ZM60 170V169H59ZM83 170V169H82ZM140 170V169H139ZM185 170V169H184ZM189 170H191V168L189 169ZM252 170V169H251ZM29 171H31V168L29 169ZM76 171V170H75ZM74 171V172H75ZM79 171V170H78ZM187 171V170H186ZM232 171V170H231ZM248 171V170H247ZM259 171H262V170H260L259 169ZM264 171V170H263ZM32 172V171H31ZM31 172H29L28 173V177L27 178H25V176H24V179H26L27 181H28V184H30V185H32L33 184V181L35 180L34 178H35V176L33 177V174H35L34 173V171H33V173H31ZM55 172V171H54ZM72 172V171H71ZM258 172V171H257ZM57 173V172H56ZM60 173V172H59ZM62 173V172H61ZM67 173H69V172H67ZM79 173V172H78ZM84 173V172H83ZM256 173V172H255ZM260 173V172H259ZM263 173V172H262ZM191 174V173H190ZM189 174V175H190ZM251 174V173H250ZM249 174V175H250ZM261 174V173H260ZM55 175V174H54ZM59 175V174H58ZM63 175V174H62ZM234 175V174H233ZM253 175V174H252ZM61 176V175H60ZM79 176V175H78ZM96 176V175H95ZM255 176V175H254ZM260 176V175H259ZM68 177V176H67ZM66 177V178H67ZM75 177H76V175H75ZM80 177V176H79ZM251 177V176H250ZM48 178V177H47ZM81 178V177H80ZM79 178V179H80ZM97 178V177H96ZM252 178V177H251ZM254 178V180H255V177H253ZM49 179V178H48ZM47 179V180H48ZM59 179H62V178H59ZM260 179V178H259ZM261 179H262V177H261ZM22 180H23V178H22ZM58 180V179H57ZM56 180V181H57ZM81 180H84V179H80L79 181H81ZM49 181H50V179H49ZM73 181H75V180H73ZM259 181V180H258ZM1 182V183H2ZM5 182V181H4ZM22 184H25V183H23L22 181H20ZM76 182H78V180L76 181ZM249 182V181H248ZM260 182V181H259ZM262 182H264V180L262 181ZM74 183V182H73ZM79 183V182H78ZM261 183V182H260ZM21 184V185H22ZM50 184V183H49ZM250 184V183H249ZM20 185V186H21ZM53 185H54V183H53ZM95 185V184H94ZM57 186V189L59 188V190H61V189H64L65 188V186L64 187H62L60 184H59V187H58V185H56ZM56 186H55V188H56ZM263 186V185H262ZM22 187H24V186H22ZM29 187H31V186H28V188ZM61 187V188H60ZM67 188V187H66ZM258 188V187H257ZM33 189H34V187H33ZM24 191H25V189H23ZM64 190H66V189H64ZM94 190V189H93ZM257 190V189H256ZM27 191V190H26ZM98 191V190H97ZM230 191H232V190H230ZM253 191V190H252ZM259 191H260V189H259ZM6 192H5V194H6ZM28 192V191H27ZM35 192V191H34ZM41 192V191H40ZM60 192V191H59ZM58 192V193H59ZM66 192H67V190H66ZM132 192L133 191H131V193L130 194H132ZM31 193H32V191H31ZM58 193H57V195H58ZM61 193V192H60ZM59 193V194H60ZM62 193H64V191L62 192ZM33 194V193H32ZM81 194V193H80ZM232 194V193H231ZM264 194V193H263ZM70 195V194H69ZM72 195H73V193H72ZM229 195V194H228ZM235 195V194H234ZM4 196V195H3ZM23 196V195H22ZM30 196V195H29ZM28 195L27 196H24V197H26V198H28L29 197ZM33 196V195H32ZM133 195H131L130 196V198L132 197ZM238 196V195H237ZM239 196H241V195H239ZM263 196V195H262ZM60 197V196H59ZM61 197H63V196H61ZM65 197V196H64ZM63 197V198H64ZM75 197V196H74ZM68 198V197H67ZM66 198V199H67ZM136 198V197H135ZM240 198V197H239ZM262 198V197H261ZM25 199V198H24ZM23 199V200H24ZM29 199H30V197H29ZM28 199V200H29ZM34 199V198H33ZM75 199V198H74ZM146 198H144V199H142V203L143 202H145V204H146V201H144ZM62 200V199H61ZM79 200H80V198H79ZM83 200V199H82ZM86 200V199H85ZM132 200V199H131ZM130 200V201H131ZM165 200V199H164ZM168 200H170V199H168ZM167 200V201H168ZM229 200V199H228ZM25 201V200H24ZM35 201V200H34ZM133 201V200H132ZM166 201V200H165ZM218 201V200H217ZM224 201V200H223ZM28 201H26V204H29V203H27ZM30 202H32V201H30ZM36 202V201H35ZM35 202L33 203V204H35ZM80 202H81V200H80ZM83 202V201H82ZM86 202V201H85ZM134 202V201H133ZM150 202H153V201H150ZM171 202H172V199H171ZM219 202V201H218ZM243 202H245V200L243 201ZM248 202V201H247ZM25 202H23V204H24ZM74 203H75V201H74ZM91 202L89 201V204H87V206L88 205H90L91 206V204H90ZM149 203V202H148ZM147 203V204H148ZM169 203V202H168ZM144 204V203H143ZM143 204H142V207H143ZM146 204V205H147ZM245 204V203H244ZM259 204V203H258ZM21 205H22V203H21ZM36 205V204H35ZM81 205V204H80ZM170 205V204H169ZM208 205H210V203L208 204ZM213 205V204H212ZM211 205V206H212ZM214 205H215V203H214ZM248 205V204H247ZM66 206V205H65ZM73 206V205H72ZM82 206V205H81ZM86 206V205H85ZM89 206V207H90ZM249 206V205H248ZM247 206V207H248ZM26 207V206H25ZM88 207V208H89ZM94 207V206H93ZM172 207H174V206H172ZM208 207V210H209V206H207ZM232 207V206H231ZM84 208H86V207H84ZM212 209L213 208H215V207H211ZM235 208V207H234ZM242 208V207H241ZM26 209V208H25ZM79 209V208H78ZM81 209H83V208H81ZM96 209L97 208H95V211H96ZM167 209H169V208H167ZM238 209H240V208H238ZM244 209H246V208H244ZM260 209V208H259ZM84 210V209H83ZM83 210H81V211H83ZM236 210V209H235ZM247 210V209H246ZM255 210H256V208H255ZM80 211V210H79ZM86 211V210H85ZM89 211V210H88ZM94 211V212H95ZM214 211H216V208H215V210ZM218 211V210H217ZM256 211H258V210H256ZM260 211V210H259ZM22 212V211H21ZM66 212V211H65ZM91 212L93 213V214H91ZM93 211H91V207H90V211L89 212H87L86 211V215L87 214H89V215H93L92 217H94V219H92V220H94L93 221V223H91L92 225H93V227L94 228H98L97 226H100L99 224H98V221L97 220H95L96 218H95V214H97V213H94ZM212 212H213V210H212ZM248 212V211H247ZM251 212V211H250ZM76 213H78V211L76 212ZM75 213V214H76ZM83 213V212H82ZM99 213V212H98ZM256 213V212H255ZM261 213V212H260ZM260 213L258 214V212H257V214L258 215H256V219L257 220H260L259 222H261L263 219H261L262 217V215H260ZM84 214V215H85ZM100 214V213H99ZM170 214V213H169ZM204 214L205 213H203V215H202V217H201V220L203 221V218H205V217H203L204 216ZM212 214V213H211ZM214 214V213H213ZM216 215H217V213H215ZM214 214V216L216 217V215ZM24 215H25V211H24ZM81 215V214H80ZM218 215H219V213H218ZM236 215H238V214H236ZM260 215V219H259V216ZM23 216V215H22ZM22 216H21V218H22ZM70 216H71V214H70ZM77 216V215H76ZM102 216V215H101ZM235 216V215H234ZM180 216H178V218H179ZM215 217H213L212 216V218H213V220H214V218ZM235 217H237V216H235ZM254 217V216H253ZM258 217V218H257ZM77 218V217H76ZM84 218V217H83ZM102 218H103V216H102ZM172 218V217H171ZM183 218V217H182ZM200 218V217H199ZM211 218V217H210ZM240 218V217H239ZM24 219V218H23ZM26 219V218H25ZM87 219V218H86ZM104 219H105V217H104ZM206 219V218H205ZM218 219V218H217ZM223 220H224V218H222ZM88 220H89V218H88ZM92 220H90V221H92ZM183 220V219H182ZM213 220H211V221H213ZM234 220V219H233ZM243 220V219H242ZM0 221H1V224H0V227H2V229L4 228V226L9 222V216H5V215H2V217H0ZM58 221V220H57ZM79 221V220H78ZM77 221V222H78ZM97 221V222H96ZM174 221V220H173ZM176 221V220H175ZM175 221L174 222H172V223H175ZM180 221H181V219H180ZM216 221V218H215V220H214V222ZM250 220L248 219V222H249ZM254 221V220H253ZM24 222V221H23ZM27 222V221H26ZM56 222V221H55ZM88 222V221H87ZM104 222V221H103ZM102 222V224H103V226L104 227H106V228H104V229H109L108 230V232H110L111 230H110V228H107V226L106 225H104V223ZM179 222V221H178ZM208 223L210 222V219H209V221H207ZM206 222V223H207ZM234 222V221H233ZM243 222H245V219L240 223V226H243L244 225V223ZM254 222H256L257 224H259L257 221H254ZM253 222V223H254ZM54 223V222H53ZM82 223H84V222H81V224ZM168 223H169V221H168ZM170 224V228H171V226H173V224ZM177 223V222H176ZM207 223V224H208ZM222 223H224V222H222ZM242 223H243V225H242ZM9 224V223H8ZM38 224V223H37ZM80 224V223H79ZM86 224H88V223H86ZM90 224V223H89ZM88 224V225H89ZM106 224H108V222L106 223ZM178 224V223H177ZM207 224H205L204 225V227H207ZM226 224V223H225ZM224 224V225H225ZM236 224V223H235ZM249 224V227H251V225L250 224H252V223H248ZM255 224V223H254ZM211 224H209V228H208V231H209V229H210V231L209 232H207V233H210L211 232V230L213 231V229L215 228H211V226H210ZM233 225V224H232ZM231 225V226H232ZM261 225V224H260ZM24 226V225H23ZM27 226V225H26ZM75 226V225H74ZM103 226H100V227H103ZM165 226H167V227H169L168 226V224H166ZM174 226H175V224H174ZM177 226V225H176ZM213 226H214V224H213ZM216 226V225H215ZM223 226V225H222ZM255 226V225H254ZM256 226H258V225H256ZM35 226H33V228H34ZM57 227V226H56ZM55 227V228H56ZM82 227H83V225H82ZM99 227V228H100ZM234 227V226H233ZM253 227V226H252ZM29 228H31V227H29ZM58 228H60V227H58ZM78 228V227H77ZM76 228V229H77ZM87 228V227H86ZM89 228V227H88ZM169 228V229H170ZM207 228H204V230L206 229L207 230ZM258 228V227H257ZM2 229H0V230H2ZM82 229V228H81ZM81 229L79 228V231H81ZM84 229V228H83ZM103 229V228H102ZM217 229V228H216ZM219 229V228H218ZM217 229V230H218ZM225 228H223V230H224ZM62 230V229H61ZM60 230V231H61ZM94 230V229H93ZM99 230V229H98ZM222 229L221 230H219V234L221 235V231H223ZM250 230H253L252 228L250 229ZM54 231H56V229L54 230ZM84 231V230H83ZM88 231H89V229H88ZM87 231V232H88ZM214 231H216L215 229H214ZM68 232V231H67ZM85 232H86V230H85ZM95 233H96V237L98 236V234H99V232H97V230H95L94 231ZM104 232H106V231H104ZM108 232H107V234H108ZM60 233V232H59ZM69 233V232H68ZM82 233V232H81ZM98 233V234H97ZM101 233V235H99L98 236V238L96 239V240H94V241H91L90 239V241H91V243L89 244V242L88 241H86V243L85 242H81V243H85V244H89V245H87V247H86V245L84 246V245H82L81 244V246H84V247H81V249H85L86 250V252H85V254H86V256H85V254H83L84 252L82 251V250H79V248H75L76 250H78L77 252H76V250L74 251V249L73 248H71V251H72V249H73V253L75 254H71V253H65V250L63 251H61L60 250V248H59V245H56L55 246V244L54 243H51V245L52 244H54V247H52V246H50V249H47L48 250V253L47 254H45L46 255V257H45V259L46 260H43V261H47L48 260V262L49 263H58L59 264V262L58 261H60V257L62 256L63 257V259H61V261L62 260H64V261H62L61 263L63 264V263H78V264H82V263H84V264H117V262H119L120 260H121V254L122 253H126V259H122V261H124V262H121V264H155V263H152V262H154L155 260H156V256L155 255H153L152 257H153V259H151V260H149V256L146 258V259H144L143 258V256L144 255H142V254H140V249L138 250V251H135V250H131V249H129V250H126V251H123V250H121V248H120V246L119 245H121L120 243H121V237H119V236H117V234L115 233H109V235H106V234H104V233H102V232H100ZM176 233V232H175ZM205 233V232H204ZM211 233H213V232H211ZM210 233V234H211ZM41 234V233H40ZM56 234H57V232H56ZM55 234V235H56ZM87 234V233H86ZM217 234V233H216ZM215 234V235H216ZM223 234V233H222ZM243 234H245V233H243ZM243 234L241 235V236H243ZM46 235V234H45ZM85 235V234H84ZM175 235V234H174ZM173 235V236H174ZM201 235V234H200ZM203 236H204V234H202ZM234 235H236V234H233V235H230V236H232L233 238L235 237ZM211 236H213V237H215L214 235H211ZM228 236V235H227ZM240 236V237H241ZM93 237H95V236H93ZM93 237H91V238H93ZM175 237H177V236H175ZM213 237H211V238H213ZM216 237H217V235H216ZM229 237V236H228ZM231 237V238H232ZM244 237V236H243ZM44 238H45V236H44ZM79 238V237H78ZM180 238V237H179ZM205 238V237H204ZM222 238V237H221ZM227 238V237H226ZM226 238L225 239H223L224 241L226 240ZM231 238H229V239H231ZM237 238V237H236ZM181 240H182V237L180 238ZM201 239H203V238H201ZM200 239V240H201ZM205 239H207V237L205 238ZM215 239V238H214ZM253 239V238H252ZM252 239H251V241H252ZM70 240H71V238H70ZM222 240V239H221ZM227 240H228V238H227ZM226 240V241H227ZM247 240V239H246ZM245 240V241H246ZM58 241V240H57ZM60 241H61V239H60ZM59 241V242H60ZM67 241V240H66ZM80 241V240H79ZM81 241H83L82 239H81ZM202 241L203 240H201V243H202ZM240 241V240H239ZM243 241H244V239H243ZM249 241H250V239H249ZM43 242H45V241H43ZM46 242H48V241H46ZM76 242V241H75ZM88 242V243H87ZM178 242V241H177ZM204 242V241H203ZM221 242H223V241H221ZM233 242V241H232ZM236 242V241H235ZM57 243V242H56ZM78 243H80V242H78ZM200 243V244H201ZM207 244H208V242H206ZM206 243H205V245H203L202 246V248L204 249H207V248H209L210 250V252H211V250H212V252L214 251V248H210V247H208L207 245H206ZM210 243V242H209ZM226 243H228V242H226ZM37 244V245H36ZM43 244V243H42ZM58 244H60V243H58ZM70 244V243H69ZM71 244H72V242H71ZM230 245H231V243H229ZM228 244V245H229ZM233 244V243H232ZM242 244V243H241ZM44 245V244H43ZM64 245H65V243H64ZM223 245V244H222ZM227 245V246H228ZM243 246H244V244H242ZM242 245H241V251H240V253L237 255V254H234L235 252V248H237V247H235L234 246V244H233V248H234V250H232V252H234V253H232L231 252V250L229 249L228 250V247H225V248H219L218 250H222V254H221V252H220V254H221V257H222V263H204V261L202 262V263H193V264H261L260 263V261L258 260V258H257V256L255 255V252H254V250L252 249V247H250V248H248V247H242ZM238 246H239V244H238ZM39 247V248H38ZM44 246H42V248H43ZM52 247V248H51ZM71 247H73L72 245H71ZM216 247V246H215ZM218 247H220V246H218ZM217 247V248H218ZM175 248H177V245H176V247ZM38 249H40V250H38ZM62 249H64V248H62ZM68 249H69V247L67 248V251H68ZM170 249H172L171 247H170ZM169 250V249H168ZM173 250V249H172ZM217 250V251H218ZM238 250V249H237ZM207 252V253H210V252ZM6 252V251H5ZM5 252L3 253L4 254V256H5ZM80 253V255H79V253L78 254H76V253ZM198 252H200L199 254H201V255H203L204 256V253L202 252V250L200 249ZM212 252H211V254H212ZM216 252V251H215ZM9 254L11 253L10 252V250H9V252H8ZM45 253H46V251H45ZM203 253V254H202ZM43 254H44V252H43ZM60 254V255H59ZM211 254H209V255H211ZM74 255V256H73ZM198 255V254H197ZM206 255V254H205ZM209 255H207L208 256V258H209ZM213 255H216V253L214 254L213 253ZM177 256V255H176ZM6 257H8V256H6ZM44 257H43V259H44ZM199 257V256H198ZM202 257V256H201ZM201 257H199V259H201ZM212 257V256H211ZM217 257V256H216ZM59 258V259H58ZM120 258V259H119ZM214 258H215V256H214ZM213 258V259H214ZM116 259H118L117 261H116ZM128 260V261H127ZM208 260H210V259H208ZM176 261V263H177V260H175ZM199 261V260H198ZM206 261V260H205ZM47 262V263H48ZM127 262V263H126ZM212 262V261H211ZM176 263H172V264H176ZM44 264H46V263H44ZM119 264V263H118ZM158 264H163V263H158ZM165 264V263H164ZM169 264V263H168ZM177 264H181V263H177ZM182 264H184V263H182ZM189 264H192V263H189Z\"/></svg>",
  "mask_w": 264,
  "mask_h": 264
}]
</instances>
